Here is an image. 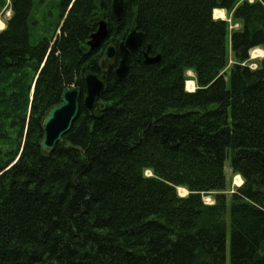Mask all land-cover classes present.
Here are the masks:
<instances>
[{"label": "trees", "instance_id": "16d2710c", "mask_svg": "<svg viewBox=\"0 0 264 264\" xmlns=\"http://www.w3.org/2000/svg\"><path fill=\"white\" fill-rule=\"evenodd\" d=\"M10 1L0 106L17 146L0 147V264H227L228 224V264H264V57L247 65L264 51V0H123L120 20L112 0H60L57 32L36 44L32 0ZM102 19L107 44L90 49ZM133 29L143 40L118 80L103 52ZM87 72L105 84L98 119ZM71 86L79 113L46 152L43 117ZM225 164L242 180L229 196Z\"/></svg>", "mask_w": 264, "mask_h": 264}, {"label": "water", "instance_id": "95a60500", "mask_svg": "<svg viewBox=\"0 0 264 264\" xmlns=\"http://www.w3.org/2000/svg\"><path fill=\"white\" fill-rule=\"evenodd\" d=\"M123 12V0H112L111 13L116 20H120ZM108 35V28L104 20L98 22L97 29L90 35L87 45L90 49L97 48L104 38ZM143 40L142 32L131 30L125 39L117 46L110 45L104 52L103 59L113 60L116 55L119 61L114 69V75L119 80L128 71L132 55L136 54ZM146 62L156 61V58H148ZM84 96L82 103L86 111L93 113L96 119L101 117L97 110L101 107L99 97L104 92V81L98 74L88 72L84 76ZM82 91L79 87H67L62 90L59 103L53 105L43 117L41 123L42 138L40 140L41 148L46 152H51L61 137L66 134L79 113V101Z\"/></svg>", "mask_w": 264, "mask_h": 264}, {"label": "rangeland", "instance_id": "374dc122", "mask_svg": "<svg viewBox=\"0 0 264 264\" xmlns=\"http://www.w3.org/2000/svg\"><path fill=\"white\" fill-rule=\"evenodd\" d=\"M249 2H252L253 0H248ZM60 0H32V8H31V14L29 16L27 26L29 31V38L31 44H36L41 38L43 37H51L53 34L57 32V29L55 33L53 32V29L55 27V24L58 22L59 19V5ZM224 11V17H219V12ZM12 16V10H11V1L10 0H0V23H2V28L0 31H2L4 28H6L8 20ZM213 17L215 19H224L228 21L229 28L230 29H237L240 25L238 23H235L230 17H227V11L225 9H215L213 11ZM61 23V22H60ZM253 52V55H252ZM230 60L228 66L232 64V57L231 54H229ZM264 57V51L261 48H255L249 54V61L248 66L250 68H255L258 65V61ZM102 65H107V60L103 59ZM227 66V72L229 67ZM29 77L31 75L34 76V73H32L31 69H28ZM187 75L190 76L189 81L185 82V89L192 90L193 87L195 89V82L193 78V72L188 71ZM36 78V77H35ZM33 87L34 82L31 86L30 98L33 93ZM11 91V89H10ZM13 91V90H12ZM11 91V92H12ZM1 109L0 106V129L3 131V135L0 137V147L3 149V151H10L15 150L17 144H15L14 141H16L15 135H14V127L11 123V116H12V109L11 113L8 111H5V107L2 109L3 117L1 116ZM4 113H9L10 117H5L6 115ZM28 114V112H27ZM6 135L7 139L4 138ZM18 156L21 151V147L18 150ZM18 156L15 157L14 160L18 158ZM225 173L227 177V196L234 190L235 187L239 186L242 183L241 177L238 175H234L230 168L228 167V164H225ZM237 176L239 177L240 183L238 184ZM182 188V187H180ZM178 193L181 195L182 192L179 191V188L177 189ZM184 194V193H183ZM185 193L184 195H186ZM182 195V196H184ZM203 200L205 202L209 201L208 204H211L213 202V199L211 198V195L205 194L203 196ZM228 218V217H227ZM228 237H227V264H228V256H229V224H228Z\"/></svg>", "mask_w": 264, "mask_h": 264}, {"label": "flooded vegetation", "instance_id": "af4514ba", "mask_svg": "<svg viewBox=\"0 0 264 264\" xmlns=\"http://www.w3.org/2000/svg\"><path fill=\"white\" fill-rule=\"evenodd\" d=\"M103 20V19H102ZM105 21V20H104ZM105 23H106V27H107V22L105 21ZM106 41H107V35H106V37L104 38V40L100 43V45L97 47V48H94V49H98V48H100L101 47V45H106L107 43H106ZM110 46V45H109ZM108 46H106V48H107ZM90 48V47H89ZM106 48H105V50H106ZM105 50H104V52H105ZM104 52H103V56H102V60H101V70H102V72H105L106 70H107V67L109 66V64H111L112 62H113V60L117 57V55H116V57L113 59V60H107V59H105V60H107V65L106 66H103L102 65V61H103V57H104ZM119 61V60H118ZM88 73V72H87ZM97 74V73H96ZM99 75V74H98ZM99 77H100V75H99ZM101 78V77H100Z\"/></svg>", "mask_w": 264, "mask_h": 264}, {"label": "bare ground", "instance_id": "6f19581e", "mask_svg": "<svg viewBox=\"0 0 264 264\" xmlns=\"http://www.w3.org/2000/svg\"><path fill=\"white\" fill-rule=\"evenodd\" d=\"M219 17H224V11L219 12ZM2 24H0L1 26ZM254 50V49H253ZM252 51V50H251ZM250 51V52H251ZM253 55V52H252ZM237 180H238V184L240 183L239 181V177L237 176ZM179 191L182 192L181 195H184L185 193H187V190L185 188H179ZM184 193V194H183Z\"/></svg>", "mask_w": 264, "mask_h": 264}, {"label": "crops", "instance_id": "0c3cea01", "mask_svg": "<svg viewBox=\"0 0 264 264\" xmlns=\"http://www.w3.org/2000/svg\"><path fill=\"white\" fill-rule=\"evenodd\" d=\"M0 24H2V23H0ZM2 27H3V26L1 25V26H0V29H1Z\"/></svg>", "mask_w": 264, "mask_h": 264}]
</instances>
